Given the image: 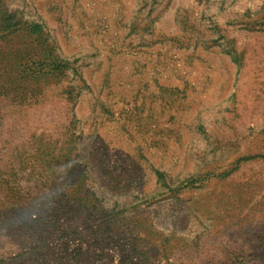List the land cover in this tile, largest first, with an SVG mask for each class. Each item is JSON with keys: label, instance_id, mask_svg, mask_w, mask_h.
I'll list each match as a JSON object with an SVG mask.
<instances>
[{"label": "rangeland", "instance_id": "rangeland-1", "mask_svg": "<svg viewBox=\"0 0 264 264\" xmlns=\"http://www.w3.org/2000/svg\"><path fill=\"white\" fill-rule=\"evenodd\" d=\"M0 264H264V0H0Z\"/></svg>", "mask_w": 264, "mask_h": 264}]
</instances>
